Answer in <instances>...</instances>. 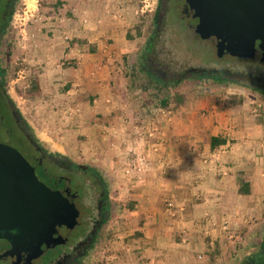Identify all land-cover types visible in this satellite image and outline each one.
Wrapping results in <instances>:
<instances>
[{
  "label": "crops",
  "instance_id": "obj_1",
  "mask_svg": "<svg viewBox=\"0 0 264 264\" xmlns=\"http://www.w3.org/2000/svg\"><path fill=\"white\" fill-rule=\"evenodd\" d=\"M45 1L53 4L45 24L51 34L40 38L44 57L35 65L69 111L63 138L77 149L86 136L93 155L104 135L98 143L119 204L111 264H202L238 240H264L261 115L198 91L178 92L181 103L161 95L162 106L134 87L131 79L142 74L148 88L155 83L142 71L127 75L123 66L135 53L144 0Z\"/></svg>",
  "mask_w": 264,
  "mask_h": 264
},
{
  "label": "rangeland",
  "instance_id": "obj_2",
  "mask_svg": "<svg viewBox=\"0 0 264 264\" xmlns=\"http://www.w3.org/2000/svg\"><path fill=\"white\" fill-rule=\"evenodd\" d=\"M52 6L53 4H48L45 0L16 1L1 42L0 85L8 93L20 116L41 143L52 151L58 149L80 163L98 168L105 174L107 179L112 180H110L111 185L114 187L112 173L106 169L103 163L105 153L101 152V143H98L104 136L103 133L100 136L97 134V144L94 149L98 151V154L94 153L93 155L91 150L90 153L87 150L86 136H80L77 149H75L74 144H70L68 140H65L63 136L68 133L71 125L69 111L62 108L63 99L56 96L55 93H51L48 85L49 75L47 74L45 77V70L35 65L37 59L40 60L44 57L42 55L44 45L40 38L51 34L47 31L48 28L45 24L51 21L47 18L51 16ZM140 6L145 13L140 16L137 23L136 28L137 30L140 28V33L139 37H135V53L124 59L123 62L127 75H130V73L131 75L135 74V78H138L143 64L142 56L145 58L156 56L155 61L157 63L173 73H178V75L192 67L205 69L227 68L243 73L248 72V69H254L258 70V75L264 76V65L239 59L226 60L228 63L226 65L224 61L215 59L211 49L203 44H196L192 41L190 34L184 32L182 26L186 22L175 11H170L164 17L159 35L149 44L156 27L155 14L158 12V0H144ZM135 34L138 35V31ZM147 46L150 47L147 48ZM50 68L48 67L47 70ZM35 79L39 81V87L41 83L43 88L40 87L36 95L32 96L28 90H30L31 83ZM131 81H133L132 85L134 87L139 85L142 87L143 92L153 96L151 97L153 102H158L161 95H175V93L183 91H187L191 95L198 91L206 98L212 97V99L220 100V104L223 105L238 102L245 103L261 115L264 124V96L236 84L221 83L211 79L208 81L206 79H187L177 85H174L175 82L167 84V87L163 90L162 88H156L155 83H153L152 88H148L150 81L145 74H142L137 80L131 79ZM4 137L3 131L0 130V141H4ZM110 138L115 139L112 136ZM115 194L114 196L117 197V191H115ZM112 226L108 227L106 241L99 252L100 262L98 264H111L108 255L110 253L108 252V244L112 240ZM238 243L235 248H227L226 246L220 250H215L212 255L207 256L206 259L204 258L205 261H202V264H247L264 247V240L261 239V235L253 236L251 240H238ZM244 243L246 244L244 245ZM238 246H241V248Z\"/></svg>",
  "mask_w": 264,
  "mask_h": 264
},
{
  "label": "flooded vegetation",
  "instance_id": "obj_3",
  "mask_svg": "<svg viewBox=\"0 0 264 264\" xmlns=\"http://www.w3.org/2000/svg\"><path fill=\"white\" fill-rule=\"evenodd\" d=\"M16 1L0 0V53L2 38ZM170 11L181 15L186 22L182 26L184 32L189 33L196 44L211 49L215 59L224 61L226 65V60L230 59L264 65V52L259 48L258 41L248 47L249 56L236 57L228 52V47L230 49L235 42L229 43L224 36L207 37L197 32V16L186 0H158L156 27L150 44L159 35L163 19ZM160 17L161 23H158ZM155 59L156 56H142L140 71L151 76L159 86L160 82L170 84L187 79H211L236 85L239 80H243L246 84L242 87L264 96V76L258 75V70L248 69V72L243 73L227 68L191 67L178 75L161 66ZM9 100L8 93L0 85V130L5 136L0 143L16 149L33 168L38 181L51 192L58 193L67 207L61 222L46 228L43 234L25 236L15 230L1 233L0 264H98L100 249L106 241L108 227L112 226L118 208L110 181L98 168L80 163L65 152L52 151L33 133L30 135L22 121L14 117ZM262 250L247 264H264V247Z\"/></svg>",
  "mask_w": 264,
  "mask_h": 264
},
{
  "label": "water",
  "instance_id": "obj_4",
  "mask_svg": "<svg viewBox=\"0 0 264 264\" xmlns=\"http://www.w3.org/2000/svg\"><path fill=\"white\" fill-rule=\"evenodd\" d=\"M186 3L197 16V32L207 37L224 36L229 43H236L228 47L230 55L249 56L248 47L256 41L264 52V0H186ZM245 84L239 80L237 85ZM9 105L14 117L32 135L10 100ZM66 207L58 193L38 181L33 168L16 149L0 143V234L14 230L25 236L43 234L46 228L61 222Z\"/></svg>",
  "mask_w": 264,
  "mask_h": 264
},
{
  "label": "trees",
  "instance_id": "obj_5",
  "mask_svg": "<svg viewBox=\"0 0 264 264\" xmlns=\"http://www.w3.org/2000/svg\"><path fill=\"white\" fill-rule=\"evenodd\" d=\"M208 81V80H207ZM179 83V81H177V82H175L174 83V85H177ZM32 85H31V87H30V90H28V92L30 93V94H32V96H35L36 95V93L40 90V87H39V81L37 80V79H35L32 83H31ZM160 85L161 86H167V84H165V83H163V82H160ZM161 86H159L158 85V88H162ZM181 97H180V95H178V93H175V95H174V99L176 100L177 99V103H181L182 102V98L180 99ZM166 101L167 100H165V99H160V104L162 105V106H165L166 105ZM233 104H236V103H233ZM212 141H214L213 139H212ZM264 245V244H263ZM262 248V247H261ZM263 252V250L261 249V252L260 253H258V254H261ZM258 254H256V255H258ZM255 255V256H256ZM254 256V257H255Z\"/></svg>",
  "mask_w": 264,
  "mask_h": 264
},
{
  "label": "built area",
  "instance_id": "obj_6",
  "mask_svg": "<svg viewBox=\"0 0 264 264\" xmlns=\"http://www.w3.org/2000/svg\"><path fill=\"white\" fill-rule=\"evenodd\" d=\"M138 171H141L140 167H137ZM224 229H226V225H224Z\"/></svg>",
  "mask_w": 264,
  "mask_h": 264
},
{
  "label": "bare ground",
  "instance_id": "obj_7",
  "mask_svg": "<svg viewBox=\"0 0 264 264\" xmlns=\"http://www.w3.org/2000/svg\"><path fill=\"white\" fill-rule=\"evenodd\" d=\"M34 7V6H33Z\"/></svg>",
  "mask_w": 264,
  "mask_h": 264
}]
</instances>
